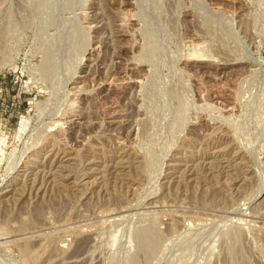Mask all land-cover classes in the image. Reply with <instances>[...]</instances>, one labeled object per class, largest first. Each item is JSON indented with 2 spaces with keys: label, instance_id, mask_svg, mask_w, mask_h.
Listing matches in <instances>:
<instances>
[{
  "label": "rangeland",
  "instance_id": "rangeland-1",
  "mask_svg": "<svg viewBox=\"0 0 264 264\" xmlns=\"http://www.w3.org/2000/svg\"><path fill=\"white\" fill-rule=\"evenodd\" d=\"M0 264H264V0H0Z\"/></svg>",
  "mask_w": 264,
  "mask_h": 264
},
{
  "label": "bare ground",
  "instance_id": "bare-ground-1",
  "mask_svg": "<svg viewBox=\"0 0 264 264\" xmlns=\"http://www.w3.org/2000/svg\"><path fill=\"white\" fill-rule=\"evenodd\" d=\"M193 54V53H192ZM194 56V55H193ZM197 57V56H196Z\"/></svg>",
  "mask_w": 264,
  "mask_h": 264
}]
</instances>
